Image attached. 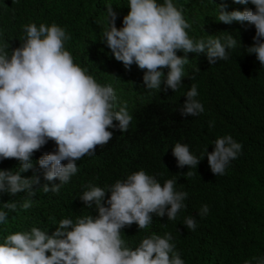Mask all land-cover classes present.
I'll list each match as a JSON object with an SVG mask.
<instances>
[{
  "label": "trees",
  "instance_id": "obj_1",
  "mask_svg": "<svg viewBox=\"0 0 264 264\" xmlns=\"http://www.w3.org/2000/svg\"><path fill=\"white\" fill-rule=\"evenodd\" d=\"M173 3L183 10L191 25L186 29L190 38L207 41L211 35L223 43L232 35L237 39V47L229 50L227 61L220 60L214 65L208 63L206 53H188L182 86L165 93L147 89L144 70L135 64L130 70L125 69L102 41L109 24L107 7L116 12L115 25L119 29L130 11L129 0H0V48L8 43L10 55L20 47L26 37L23 28L26 24H57L71 36L65 48L74 62L99 84L112 86L117 102L126 103L133 116L126 133L109 129L114 131L113 139L102 148L98 146L94 156L77 161L78 173L60 187L58 194L43 192L44 184L60 182L44 180L43 169L37 163L57 146L49 141L35 152L33 169L21 173L22 178H31L34 173L40 178V184L34 186L32 207L27 210L20 207L27 193L0 194V210L7 211L3 203L9 201L18 205L16 211L9 212L7 222L0 223V243L7 235L30 231L32 227L51 235L65 218L75 222L78 216L96 217L95 207L88 208L79 198L88 190L87 186L106 188L143 170L162 185L168 179L176 180L175 189L188 194L184 201L186 208L180 210L175 220H168L167 215L162 218L153 215V222L146 229L140 230L136 224L122 229L128 247L135 249L153 234L163 237L171 233L185 264H245L253 257H264V66L255 54L249 55L246 50L253 45L255 27L247 22L224 24L218 20L220 4L226 5L227 11H255V7L233 0H173ZM177 55L185 54L178 51ZM163 71L166 79L168 69ZM193 84L204 112L184 117L179 110ZM164 87L162 83L161 89ZM210 122H214V127H209ZM227 135L242 144L241 154L230 162L224 175L215 176L207 156L204 157L205 149L211 153L213 142ZM176 143L187 145L193 155L202 159L197 168L177 167L172 154ZM19 169V162L14 159L0 161V170L15 173ZM188 171L191 175H186ZM109 196L110 193L106 194V199ZM204 205L208 206V213L200 215ZM188 216L197 221L195 231L184 225ZM252 264L256 261L252 260Z\"/></svg>",
  "mask_w": 264,
  "mask_h": 264
},
{
  "label": "clouds",
  "instance_id": "obj_2",
  "mask_svg": "<svg viewBox=\"0 0 264 264\" xmlns=\"http://www.w3.org/2000/svg\"><path fill=\"white\" fill-rule=\"evenodd\" d=\"M233 2L252 4L255 11H227L226 5L220 4L218 20L224 24L253 25V45L246 50L249 55L255 54L264 66V42H261L264 0ZM128 8L123 27L118 29L117 14L111 6L107 7L109 24L102 41L125 69L130 70L135 64L144 70L143 82L149 90L165 93L168 89L179 90L184 66L189 62L188 53H206L208 63L214 65L220 60L227 61L229 50L237 47V39L232 35L223 43L211 35L207 41L190 38L186 29L191 25L173 0L162 3L129 0ZM23 28L26 37L20 47L10 55L8 43L0 48V161L14 159L20 166L15 173L0 170V194L27 193L20 205L27 210L32 207L31 198L36 195L34 186L40 184V178L35 173L31 178H22L21 173L33 169L35 152L49 141L57 146L37 163L43 169L44 180L60 182L51 186L44 184L43 192L58 194L60 187L78 173L77 161L94 156L98 146H106L114 137V131L109 129L126 133L133 116L126 103L117 102L112 86L99 84L74 62L73 55L65 48L71 36L64 28L55 23L51 26L29 23ZM178 51L185 55L178 56ZM164 69H168L166 79ZM197 96V87L193 84L179 110L182 116L196 117L204 112ZM209 127H214V122ZM213 143L214 150L208 153L206 148L204 157L207 156L211 172L222 176L230 162L241 154L243 146L231 135L217 138ZM172 154L179 168H197L202 160L181 143L174 145ZM64 161L67 163L63 164ZM176 183L168 179L162 185L154 176L140 170L106 188L89 184L79 198L88 208L95 207L96 217L78 216L75 222L62 219L51 235L37 227L7 235L0 243V264H185L176 251L171 233L163 237L153 234L135 249L128 247L121 235L122 229L132 224L140 230L148 228L153 215L161 218L167 215L168 220H175L180 210L186 208L184 201L188 195L177 191ZM108 193L110 196L106 199ZM17 206L15 201L3 203L7 211L0 210V223H6L9 212L16 211ZM207 213L208 206L204 205L200 215ZM184 225L195 231L197 221L188 216ZM252 260L264 264V257ZM252 260L245 264H252Z\"/></svg>",
  "mask_w": 264,
  "mask_h": 264
}]
</instances>
